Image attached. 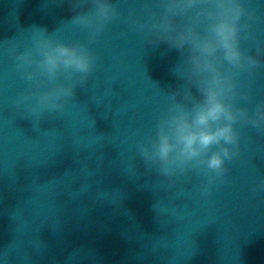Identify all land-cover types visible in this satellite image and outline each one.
I'll use <instances>...</instances> for the list:
<instances>
[{
	"label": "water",
	"instance_id": "1",
	"mask_svg": "<svg viewBox=\"0 0 264 264\" xmlns=\"http://www.w3.org/2000/svg\"><path fill=\"white\" fill-rule=\"evenodd\" d=\"M122 16L92 45L98 59L87 85L62 118L39 125L12 100L26 87L4 50L33 26L72 28L69 0H0V264H264V135L243 130L228 183L200 197L194 174L169 188L145 171L136 142L151 134L165 107L162 91L179 83L180 53L143 44L127 24L140 0H112ZM264 49V0H251ZM248 47V44H245ZM264 59V56H262ZM264 100V68L252 83L253 108Z\"/></svg>",
	"mask_w": 264,
	"mask_h": 264
},
{
	"label": "clouds",
	"instance_id": "2",
	"mask_svg": "<svg viewBox=\"0 0 264 264\" xmlns=\"http://www.w3.org/2000/svg\"><path fill=\"white\" fill-rule=\"evenodd\" d=\"M67 23L87 34L86 41H65L61 29L33 26L27 40H5L4 50L26 87L11 102L21 118H62L75 102L77 88L88 84L97 66L92 47L107 26L121 19L112 0H69ZM63 3L58 0L57 4ZM261 17L251 0H140L127 15L129 28L143 44L180 53L172 68L179 81L162 91L166 104L153 131L136 142L145 171H154L168 187L194 174L200 197L228 183L231 163L241 154L243 130L264 135V100L253 108L255 73L264 68V49L254 31ZM248 47H245V44ZM264 192V178L252 187Z\"/></svg>",
	"mask_w": 264,
	"mask_h": 264
}]
</instances>
